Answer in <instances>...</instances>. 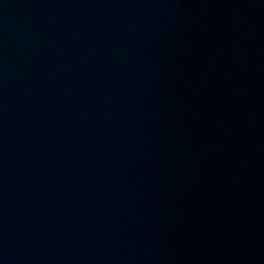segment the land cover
<instances>
[{
	"label": "water",
	"instance_id": "1",
	"mask_svg": "<svg viewBox=\"0 0 264 264\" xmlns=\"http://www.w3.org/2000/svg\"><path fill=\"white\" fill-rule=\"evenodd\" d=\"M0 264H264V0H0Z\"/></svg>",
	"mask_w": 264,
	"mask_h": 264
}]
</instances>
